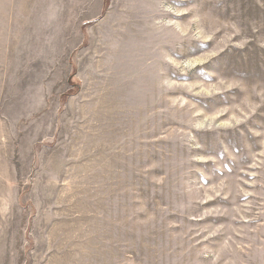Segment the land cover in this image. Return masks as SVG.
Instances as JSON below:
<instances>
[{
  "label": "rangeland",
  "instance_id": "374dc122",
  "mask_svg": "<svg viewBox=\"0 0 264 264\" xmlns=\"http://www.w3.org/2000/svg\"><path fill=\"white\" fill-rule=\"evenodd\" d=\"M0 264H264V0H0Z\"/></svg>",
  "mask_w": 264,
  "mask_h": 264
}]
</instances>
